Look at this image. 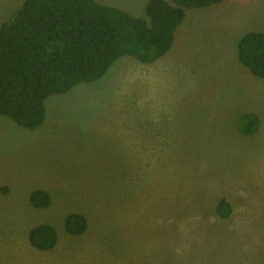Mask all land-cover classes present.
Returning a JSON list of instances; mask_svg holds the SVG:
<instances>
[{
    "label": "rangeland",
    "instance_id": "1",
    "mask_svg": "<svg viewBox=\"0 0 264 264\" xmlns=\"http://www.w3.org/2000/svg\"><path fill=\"white\" fill-rule=\"evenodd\" d=\"M25 1L0 0V28ZM95 1L146 18L151 0ZM184 11L156 62L125 55L50 96L38 128L0 116V264H264V79L238 48L264 32V0ZM35 190L48 208L32 207ZM73 213L87 218L81 236L66 230ZM44 223L53 250L30 242Z\"/></svg>",
    "mask_w": 264,
    "mask_h": 264
},
{
    "label": "trees",
    "instance_id": "2",
    "mask_svg": "<svg viewBox=\"0 0 264 264\" xmlns=\"http://www.w3.org/2000/svg\"><path fill=\"white\" fill-rule=\"evenodd\" d=\"M171 1V2H170ZM151 0L146 18L95 0H26L0 28V116L35 129L46 118V101L81 83L101 79L121 57L144 64L164 57L185 19L184 8H210L226 0ZM239 60L257 78L264 79V32L246 33L239 41ZM258 128L254 115L245 118L244 131ZM35 209L51 205V195L35 190ZM233 209L225 198L217 215L228 220ZM88 229L85 215L66 217V230L81 236ZM35 248L53 250L57 229L40 224L29 232Z\"/></svg>",
    "mask_w": 264,
    "mask_h": 264
}]
</instances>
